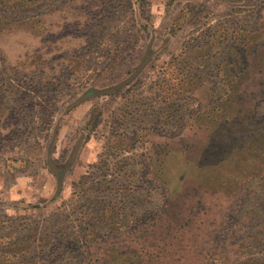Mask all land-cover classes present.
<instances>
[{"label": "rangeland", "instance_id": "rangeland-1", "mask_svg": "<svg viewBox=\"0 0 264 264\" xmlns=\"http://www.w3.org/2000/svg\"><path fill=\"white\" fill-rule=\"evenodd\" d=\"M0 264H264V0H0Z\"/></svg>", "mask_w": 264, "mask_h": 264}]
</instances>
